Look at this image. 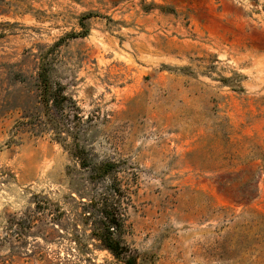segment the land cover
<instances>
[{"label":"rangeland","instance_id":"374dc122","mask_svg":"<svg viewBox=\"0 0 264 264\" xmlns=\"http://www.w3.org/2000/svg\"><path fill=\"white\" fill-rule=\"evenodd\" d=\"M114 185L125 258L264 264V0H0V264H124L89 237Z\"/></svg>","mask_w":264,"mask_h":264},{"label":"trees","instance_id":"16d2710c","mask_svg":"<svg viewBox=\"0 0 264 264\" xmlns=\"http://www.w3.org/2000/svg\"><path fill=\"white\" fill-rule=\"evenodd\" d=\"M96 15L90 13L86 15L83 20L90 19ZM84 27V24H82ZM88 30L79 34H72L73 38L86 37ZM40 83V99L46 110L48 123L57 141H63L62 128L59 125V119L53 114L62 113L68 109H77L74 100L66 95L63 86L53 84L49 73L45 67L42 66L39 72ZM84 151L78 145H74L73 155L80 158L83 164L86 163L87 158H83ZM116 169V164L110 161H104L96 164L93 171L96 179L105 178L112 174ZM118 188L116 185L111 188L110 192L104 193L99 202L93 204L94 210L88 217L91 219L90 235L91 239L99 242V248L110 252L117 260L125 259L124 264H138L141 255H131L125 258L130 253L129 248L124 245L119 236L124 229V216L120 211L119 202L116 200Z\"/></svg>","mask_w":264,"mask_h":264}]
</instances>
